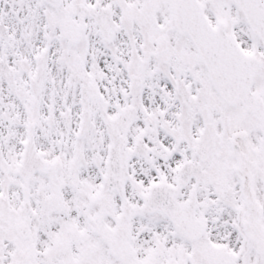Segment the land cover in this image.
Returning a JSON list of instances; mask_svg holds the SVG:
<instances>
[{
  "label": "snow or ice",
  "instance_id": "obj_1",
  "mask_svg": "<svg viewBox=\"0 0 264 264\" xmlns=\"http://www.w3.org/2000/svg\"><path fill=\"white\" fill-rule=\"evenodd\" d=\"M0 264H264V0H0Z\"/></svg>",
  "mask_w": 264,
  "mask_h": 264
}]
</instances>
